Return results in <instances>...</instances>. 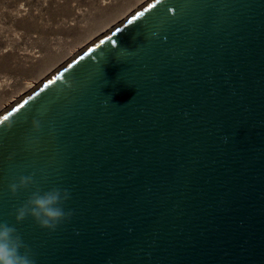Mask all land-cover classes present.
I'll use <instances>...</instances> for the list:
<instances>
[{
	"label": "water",
	"instance_id": "obj_1",
	"mask_svg": "<svg viewBox=\"0 0 264 264\" xmlns=\"http://www.w3.org/2000/svg\"><path fill=\"white\" fill-rule=\"evenodd\" d=\"M33 173L55 232L12 215ZM3 222L36 264H264V0H152L0 115Z\"/></svg>",
	"mask_w": 264,
	"mask_h": 264
},
{
	"label": "rangeland",
	"instance_id": "obj_2",
	"mask_svg": "<svg viewBox=\"0 0 264 264\" xmlns=\"http://www.w3.org/2000/svg\"><path fill=\"white\" fill-rule=\"evenodd\" d=\"M152 0H0V115Z\"/></svg>",
	"mask_w": 264,
	"mask_h": 264
},
{
	"label": "clouds",
	"instance_id": "obj_3",
	"mask_svg": "<svg viewBox=\"0 0 264 264\" xmlns=\"http://www.w3.org/2000/svg\"><path fill=\"white\" fill-rule=\"evenodd\" d=\"M63 84L68 89L73 87L72 80H64ZM37 112L40 116L44 114L41 109ZM31 123L33 131L39 132L40 120L33 118ZM12 127L13 124L8 123L4 131H10ZM8 158L12 159V156ZM34 175V173L20 175L13 177L9 182L8 192L12 197H16L22 191L32 189L27 199L14 210L12 215L16 224L31 218L39 228L55 232L58 227L69 222L74 215L72 209L65 207L71 199V191L58 186L43 190L36 184ZM0 264H36L35 254L24 242L15 224L0 223Z\"/></svg>",
	"mask_w": 264,
	"mask_h": 264
},
{
	"label": "bare ground",
	"instance_id": "obj_4",
	"mask_svg": "<svg viewBox=\"0 0 264 264\" xmlns=\"http://www.w3.org/2000/svg\"><path fill=\"white\" fill-rule=\"evenodd\" d=\"M101 39V38H100ZM77 57V56H76ZM62 69V68H61Z\"/></svg>",
	"mask_w": 264,
	"mask_h": 264
}]
</instances>
